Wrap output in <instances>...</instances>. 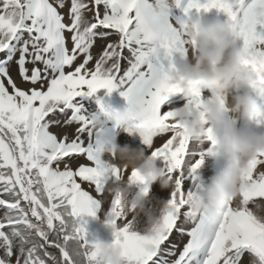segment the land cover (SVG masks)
Here are the masks:
<instances>
[{
	"label": "snow or ice",
	"instance_id": "snow-or-ice-1",
	"mask_svg": "<svg viewBox=\"0 0 264 264\" xmlns=\"http://www.w3.org/2000/svg\"><path fill=\"white\" fill-rule=\"evenodd\" d=\"M67 3L0 0V264H13V257L14 264H95L84 216H95L99 203L81 182L94 186L97 194L105 172L88 143L93 114L87 101L95 98L102 110L99 91L110 94L114 89L127 102L131 122L152 149L151 156L168 165L175 185L168 199L174 211L163 214L146 234L132 230L119 199L114 200L111 215L123 223H118L113 241L123 249L126 264H230L232 254L241 249L251 253L252 264H264V218L249 207L264 200V153L249 161L245 180L250 188L226 203L219 219L210 220L190 206V197L201 187L197 171L206 153L214 154L215 139L208 129L211 145L193 146L173 120L172 109H162L171 95L181 92L164 69L188 45L186 31L169 21L166 0H70L66 23L60 9ZM181 3L175 0L177 7ZM213 8L227 15L234 38L248 53L243 63L264 90V0H187L184 12L190 18L193 10ZM87 12L93 14L90 19ZM111 35L118 39L94 57L95 40ZM80 57L82 62L73 68ZM13 62L21 82L31 87L25 89L13 79ZM187 86L192 88L190 107L200 108V88L194 81ZM254 118L264 125V112ZM73 123L78 126L71 138L50 130ZM165 136L154 147V138ZM76 157H86L90 164ZM114 172L119 178L120 171ZM189 177L191 187L185 184ZM128 179L148 190L138 172L132 171ZM174 231L188 239L170 260L177 245L166 242Z\"/></svg>",
	"mask_w": 264,
	"mask_h": 264
},
{
	"label": "clouds",
	"instance_id": "clouds-1",
	"mask_svg": "<svg viewBox=\"0 0 264 264\" xmlns=\"http://www.w3.org/2000/svg\"><path fill=\"white\" fill-rule=\"evenodd\" d=\"M177 24L188 34L190 47L164 69V76L179 83L186 98L185 104L172 108L173 120L182 126L190 143L201 149L209 142L208 129H211L216 148L213 155L224 159V166L210 178V182L201 185L199 192L190 197V206L196 212L206 214L210 220H217L226 203L236 201L250 188L245 180L249 161L264 153V132L257 131L261 124L254 117L257 112H264V107L247 90L259 89L257 77L243 63L248 59V53L238 45L227 20L209 21L196 16L177 19ZM188 81L196 82L200 90L206 89L209 93L203 105L195 110L190 107L192 88L187 86ZM238 89L246 90L241 92ZM101 112L118 124H127L132 119L128 108L109 104ZM91 120L92 130L99 133L91 147L92 152L101 161L105 174L115 176L114 170L120 171L118 179L121 183L113 181L107 191L119 199L121 214L125 218L129 214L135 217L143 213L147 217L145 230L151 232L159 225L162 215L174 209L168 200L150 197L148 190L132 194L131 189L137 183L130 181L125 174L136 171L147 185L159 182L161 188L173 191L175 185L166 171L168 165L158 167L144 148L121 146L114 138H109V129L100 114H93ZM105 154L110 159H105ZM152 202H155V209L149 207ZM252 204L254 208L250 210L264 218L260 215L264 205L258 201ZM106 223L113 233L120 228L112 215ZM89 251L95 255V264H126L123 249L113 240L96 239L91 242Z\"/></svg>",
	"mask_w": 264,
	"mask_h": 264
},
{
	"label": "rangeland",
	"instance_id": "rangeland-1",
	"mask_svg": "<svg viewBox=\"0 0 264 264\" xmlns=\"http://www.w3.org/2000/svg\"><path fill=\"white\" fill-rule=\"evenodd\" d=\"M167 4V9L166 11L168 12V17L169 21L176 27H179L177 24V19H187L188 16H186L184 12V6L187 4V0H182L181 6L177 7L174 3V0H166ZM68 11L65 15V22H69L68 19V13L70 10V0H68L67 3ZM213 10H217L215 8L210 9L209 13L212 12ZM219 12H222L218 10ZM85 15L90 19L92 17L91 12L85 13ZM192 17H195L196 12L195 10L192 11L191 13ZM224 16V13H223ZM217 17V16H215ZM174 21H173V19ZM214 18V17H213ZM218 19L223 21V18L221 19L218 16ZM228 19V17H227ZM226 19V20H227ZM66 36L70 37L69 33H65ZM183 38L187 40L188 34L185 32ZM118 37L116 35H111L109 36L106 40L102 39H96L94 42V45L91 49L92 54L94 57H98V55L102 52V49L106 46V44L109 41H116ZM68 47H72V42L70 39L67 41ZM242 42L238 41V45H241ZM190 47V45H187V48ZM127 52H125V55ZM179 56H177L176 59H178ZM80 62H82V57L78 58L75 64L72 66L73 68L78 65ZM126 61H122V67H126ZM28 67H31V65H28ZM89 68L94 67V61L91 62L88 65ZM72 70L71 68L66 67V71ZM10 74L12 75L13 79L17 82L18 85L21 87L27 89L31 87V85L22 83L21 78L18 75V70L17 66L13 62L10 66ZM246 89H238L237 91H245ZM250 94L258 101V103L264 107V90L261 89H247ZM106 90H100L98 95L102 98V101L105 105H112L113 107H123L127 108V102L125 99L120 95V92L118 89H114L110 94H105ZM201 94H202V99H206V97L209 95L208 91L206 89H201ZM186 103V98L184 96L183 92L173 94L169 97L168 101L165 102V105L162 106V109L165 110H171L174 107H179L182 106L183 104ZM89 111L92 114H100L101 118L104 120L105 126L109 129L108 132V137L109 138H114L115 142L118 143L119 145H130L133 148H144L146 151V154L151 155L152 149L149 147L144 142V138L141 135L140 129L135 127V125L129 121L127 124H118L114 121L109 120L106 116H104L101 112L100 105L97 104L95 98H89L87 101ZM70 114V113H69ZM255 124V122H254ZM78 125L76 123L71 124L70 126L64 128V129H59V128H51L54 133H59L61 131L67 132L71 138V136L74 135V128L77 127ZM257 131L264 132V125H259L257 127ZM99 138V133L95 132L94 130L91 131V135L88 137V143L90 146H94L96 140ZM167 139V137H161V138H154V147L155 146H160V144L163 142V140ZM211 145V142L209 141L204 145V149H207ZM216 151V148H213V152ZM105 159H110L108 154H105L104 156ZM77 160L79 163H88L86 160V157H76L74 158ZM156 164L158 167H163L164 162L156 159ZM118 163V162H117ZM224 166V159L222 157H216L211 153H206L204 157V162L201 165V167L197 171V182L200 185H207L210 182V178L213 176L212 174H215L218 172L222 167ZM129 173H126L125 175L127 176ZM128 178V177H126ZM113 181H115L117 184L121 183V181L117 178V176H112L111 174H105L103 178V186L100 192L97 194L94 191V186H91L88 182H81L82 188L85 190L89 191L91 194L96 195V198L98 199L99 207L96 209V213L101 215V217H98L97 219L94 220H86L87 223L85 225L86 227V239L90 242L96 240V239H101L104 241H109L111 242L114 239V233L112 229L107 225L105 220L108 219V217L112 214V208H113V203H109L107 200V195L109 192L107 189L112 186ZM192 180L189 177L188 180L185 181V184L188 185L189 187L192 186ZM145 188L144 184H139L137 183L136 185L133 186L131 189L132 194H140L141 190ZM148 188V194L150 197L154 196L159 199L163 200H168L170 199L171 196V190L166 189V188H161L159 182H154L151 185H147ZM262 205H264V200L258 201ZM149 207L155 209L156 205L155 202H152ZM250 208H254L253 204L250 203L249 205ZM158 214V213H157ZM1 215V212H0ZM260 215H264V210L260 212ZM128 220L131 221V227L132 230L139 232L140 234H146V222H147V217L141 213L139 216H135L134 214H129L127 216ZM120 223V221H118ZM121 222V226H122ZM188 227H191V225H188ZM188 237L187 235H184L181 237L178 233L175 231L172 233L170 236V240L166 243H176L177 248L175 250V255L169 257V259H175L178 257L179 252L182 250L184 243H186ZM49 252L53 253L54 249L53 248H48L47 249ZM244 250L247 249H241L238 252H234L232 254V259L230 261V264H252L253 257L249 256L247 252L244 253ZM54 254V253H53ZM56 255H59L56 254ZM0 256H2V250H0ZM13 264L15 261V257L12 258Z\"/></svg>",
	"mask_w": 264,
	"mask_h": 264
},
{
	"label": "trees",
	"instance_id": "trees-1",
	"mask_svg": "<svg viewBox=\"0 0 264 264\" xmlns=\"http://www.w3.org/2000/svg\"><path fill=\"white\" fill-rule=\"evenodd\" d=\"M209 11L204 12L203 10H201L199 13H196L195 17L199 16L201 19H205V20H209V21L214 20V19H218V16L221 19L223 18V21H225L227 19V15L223 11L219 12L218 10H213L210 13H209ZM223 13H224V16H223ZM215 16H217V17H215ZM0 212H1V215H2V210H0ZM98 217H101V215H99V213L98 214L96 213L95 216L85 215L84 216V220H94V219H97ZM105 222H106V220H105ZM53 249H54L53 253L54 254H58V250L55 249V248H53ZM245 252H247V254L252 257L251 253L248 250H244V253Z\"/></svg>",
	"mask_w": 264,
	"mask_h": 264
},
{
	"label": "bare ground",
	"instance_id": "bare-ground-1",
	"mask_svg": "<svg viewBox=\"0 0 264 264\" xmlns=\"http://www.w3.org/2000/svg\"><path fill=\"white\" fill-rule=\"evenodd\" d=\"M60 11L62 12V14L65 16L66 15V13H67V11H68V7H67V5H66V7L65 8H63V9H60ZM229 100H230V97H229ZM118 162V161H117ZM212 175H214V174H212ZM107 200H108V202L111 204V203H113L114 202V200H115V197H114V194H108L107 195ZM128 219V218H127ZM121 222H123V221H120V223Z\"/></svg>",
	"mask_w": 264,
	"mask_h": 264
}]
</instances>
